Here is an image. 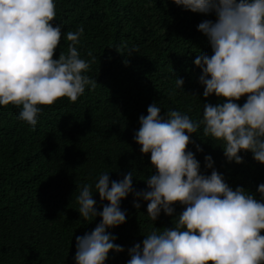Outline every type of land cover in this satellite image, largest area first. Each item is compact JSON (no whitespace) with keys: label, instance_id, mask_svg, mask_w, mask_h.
<instances>
[{"label":"trees","instance_id":"obj_1","mask_svg":"<svg viewBox=\"0 0 264 264\" xmlns=\"http://www.w3.org/2000/svg\"><path fill=\"white\" fill-rule=\"evenodd\" d=\"M54 2V26L62 25L63 33L54 58L68 54L67 32L83 27L76 47L82 59L91 61L84 74L97 84L95 89L86 86L75 103L64 97L51 106L41 105L34 128L18 118L20 108L0 105V264H76V237L91 232L102 220L81 217L76 199L80 187L90 184L94 190L105 172L110 181H119L134 171V190H149L146 179L157 170L151 153H142L134 139L148 106L157 104L162 115L179 110L199 121L206 104L226 102L214 93L203 96V72L194 62L202 54H213L198 25L215 21L214 12H192L174 0ZM176 79L184 81L182 88ZM246 101L247 95L235 102L243 106ZM190 136L188 150L200 162L201 174L211 175L213 169L205 161L210 155L214 169L233 190L243 187L264 202L258 191L264 184V163L251 151H240L242 163L229 162L223 141L205 137L203 125ZM93 198L98 211L110 203L101 200L98 191ZM134 201L140 203L139 209ZM147 204L134 192L121 200L126 222L108 231L125 250L110 251L105 264H127L130 247L142 244L153 230L175 227V218L185 209L177 202L173 215L162 211L152 221Z\"/></svg>","mask_w":264,"mask_h":264},{"label":"clouds","instance_id":"obj_2","mask_svg":"<svg viewBox=\"0 0 264 264\" xmlns=\"http://www.w3.org/2000/svg\"><path fill=\"white\" fill-rule=\"evenodd\" d=\"M174 3L192 12L216 14L215 21L198 25L213 54H202L194 62L203 72V96L214 93L226 102L206 104L199 121L179 110L162 115L157 104L148 106L134 139L142 153H151L157 170L146 179L149 190H134V171L119 181H110L105 172L94 190L90 184L80 187L76 199L81 217L102 220L91 232L76 237V264H105L110 251L125 250L114 243L117 237L108 229L126 222L120 204L133 192L148 201L152 221L162 211L173 215L177 202L185 209L175 218V227L153 230L142 244L130 247L127 264H264V202L243 187L233 190L214 169L210 155L205 161L213 169L211 175L201 174L200 162L188 150L193 143L190 134L203 125L205 137L223 141L229 162L242 163L239 153L245 150L264 163V0ZM56 15L54 0H0V105L20 108L18 118L33 128L42 114L41 105L51 106L64 97L75 103L86 86L95 89L97 84L84 74L91 61L82 59L76 47L83 27L67 32L68 54L54 58L63 34L62 25L54 26ZM183 84L176 79L178 87ZM245 95L243 106L235 102ZM197 149L203 151L199 145ZM94 191L110 202L102 211L95 207ZM258 191L264 194V184ZM134 206L141 207L138 201Z\"/></svg>","mask_w":264,"mask_h":264}]
</instances>
